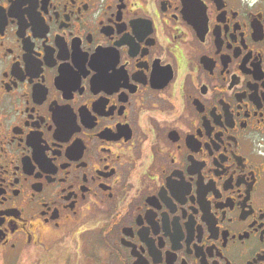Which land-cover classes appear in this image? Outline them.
<instances>
[{
  "label": "flooded vegetation",
  "instance_id": "af4514ba",
  "mask_svg": "<svg viewBox=\"0 0 264 264\" xmlns=\"http://www.w3.org/2000/svg\"><path fill=\"white\" fill-rule=\"evenodd\" d=\"M264 264V0H0V264Z\"/></svg>",
  "mask_w": 264,
  "mask_h": 264
},
{
  "label": "rangeland",
  "instance_id": "374dc122",
  "mask_svg": "<svg viewBox=\"0 0 264 264\" xmlns=\"http://www.w3.org/2000/svg\"><path fill=\"white\" fill-rule=\"evenodd\" d=\"M14 264V263H13ZM16 264H35L34 262H33V260H23V261H21L20 263L18 262V263H16Z\"/></svg>",
  "mask_w": 264,
  "mask_h": 264
}]
</instances>
